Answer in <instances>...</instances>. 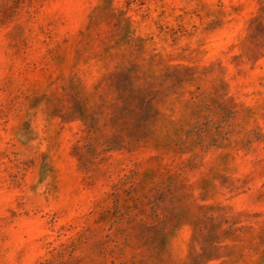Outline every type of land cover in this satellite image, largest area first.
I'll use <instances>...</instances> for the list:
<instances>
[{"label": "rangeland", "instance_id": "374dc122", "mask_svg": "<svg viewBox=\"0 0 264 264\" xmlns=\"http://www.w3.org/2000/svg\"><path fill=\"white\" fill-rule=\"evenodd\" d=\"M0 264H264V0H0Z\"/></svg>", "mask_w": 264, "mask_h": 264}]
</instances>
